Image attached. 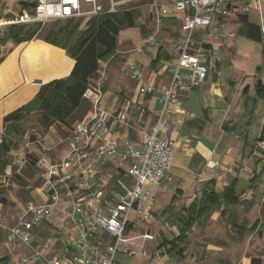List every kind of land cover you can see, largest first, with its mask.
Wrapping results in <instances>:
<instances>
[{
  "label": "built area",
  "instance_id": "2783aa9c",
  "mask_svg": "<svg viewBox=\"0 0 264 264\" xmlns=\"http://www.w3.org/2000/svg\"><path fill=\"white\" fill-rule=\"evenodd\" d=\"M143 1L31 0L14 18L0 19V29L117 14L133 10ZM254 3L260 9L264 33V0ZM251 4L252 0H173L170 5L150 6L156 30L145 36L141 47L128 53L122 67L123 75L134 85V94L114 99L109 111L102 107V100L108 65L114 56L97 61L96 76L82 95L90 110L73 124L63 156L47 165L43 185L36 190L38 200L23 206L8 229L9 241L15 247L10 264H114L119 252L129 258L148 256L142 246L135 249L127 245L135 239L153 241L147 225L155 196L173 181L174 143L163 135L169 117H178L181 124L188 117L179 109L176 93L206 81L219 55V46L211 41L213 29L223 28L225 19L238 6H242L240 14H246ZM167 6L180 14L183 42L176 46L178 56L173 66L166 61L157 72H147L137 56L144 47L158 46L156 35L161 19L168 16ZM166 72L169 82L159 86L157 79ZM157 93L162 107L151 111L155 122L150 132L133 136L146 114L139 99ZM139 222L145 224L140 225L143 233L125 237Z\"/></svg>",
  "mask_w": 264,
  "mask_h": 264
},
{
  "label": "crops",
  "instance_id": "0c3cea01",
  "mask_svg": "<svg viewBox=\"0 0 264 264\" xmlns=\"http://www.w3.org/2000/svg\"><path fill=\"white\" fill-rule=\"evenodd\" d=\"M252 5L253 8L250 6L246 12L245 25L239 22V15L243 14H239L234 23V13L240 12L242 7L238 6L236 11L225 19L223 28L213 29L214 37L211 41L219 46V55L217 61L210 66L206 81L198 87L181 88L176 93L179 109L185 111L188 117L181 124L178 117L171 116L166 124V133L163 137L174 143L171 173L172 184L174 183L175 186L170 193L167 192L168 185L156 194L155 209L159 212L157 217L173 197L186 202L185 206L194 199L200 198L209 182H213L215 191L219 193L232 180H236L238 191L239 185L248 181V176H252L247 182V188L255 191L258 173L263 164L261 150H264V146L257 141L263 122L261 118H258L255 124L252 121L258 112L261 113L264 104V101L256 95L258 82L262 84L260 79H256V72L261 69V65L259 62L255 66L247 64L248 68H255L254 72H245V68L237 63L236 45L229 42L238 37L247 38L261 47L264 58V33L260 27V9L256 3ZM9 14L11 13L0 14V19L14 18L11 14L13 17L7 19ZM171 18L178 23V18L172 16ZM43 26L41 36H44L43 32L49 30ZM178 31L182 34L179 26ZM41 36L18 45L11 40L4 44L0 43V135L3 133L5 116L32 101L41 85L66 79L72 71L75 61L66 50L45 42ZM176 58L175 56L169 58L171 66L175 64ZM226 69L229 73L227 77L222 78ZM166 73L167 81L161 80L163 84L160 82L159 86L168 84L170 74ZM139 103L146 108V114L144 121L137 126L138 132L133 135L135 137L150 132L155 122L151 111H159L162 107L158 93L140 98ZM240 111V114L248 116L244 122L245 126L250 127L252 124L258 126V134L252 140H248L246 134L244 137L239 136L230 127V121L236 120ZM247 172L250 174L248 175ZM159 219L158 224H151L149 221L153 236L157 235V230L164 233L166 229L176 234L175 228L164 224L163 218L159 217ZM203 224L204 222L193 227L189 234V242L193 230ZM158 240L156 239L157 243ZM7 248L8 245L0 233V264H4ZM146 258L143 264L148 263L149 255Z\"/></svg>",
  "mask_w": 264,
  "mask_h": 264
},
{
  "label": "rangeland",
  "instance_id": "374dc122",
  "mask_svg": "<svg viewBox=\"0 0 264 264\" xmlns=\"http://www.w3.org/2000/svg\"><path fill=\"white\" fill-rule=\"evenodd\" d=\"M20 1L24 0H0V14L9 12L15 16L21 9ZM172 1L144 0L142 3L134 6L133 10L138 12L137 24L134 28L121 30L118 37L117 51L115 53L120 58V61H114L108 65L107 82L104 87V98L102 100V107L105 110L109 111L112 109V102L115 98L132 97L133 85H131L130 81L122 73L124 59L129 55L128 53L130 51L143 45V40L146 35L152 34L156 30L154 10L150 6L153 4L170 5ZM253 3L254 0H252ZM252 4L251 8H253ZM103 9H106V5L103 6ZM167 10L168 16L161 19L162 26L157 31L158 46L152 48L144 47L142 53L137 56L139 63L147 72L153 71L150 67V62L156 58L159 46L163 49V55L165 54L169 56L168 58H172L178 56L176 46L182 45L183 42L182 34H179L178 31L179 25L175 19L171 18V16L179 18L180 14L176 13L172 6H167ZM11 14L6 18H12L13 16ZM239 14L240 12L234 13V23L238 19ZM92 17H85L73 21L80 20L79 31H81L84 29L86 22ZM65 23V21H52L44 24L43 27L51 29L55 25L54 28L58 29L64 27ZM7 31V28L0 30V34L2 35L0 37L2 42H0L2 44L10 40L7 37ZM229 42L236 45L238 51L237 63L245 68V72H254L255 67L253 69H251L252 67L248 68L247 64L255 66L259 62L261 69L256 72V79H260L264 86V58L261 47L249 41V39L242 37H238ZM228 73L229 70L226 69L222 74V78L227 77ZM167 79L168 74L164 73L162 78L157 79V82L160 83L161 80L164 82ZM240 113L241 111L238 112L236 120L233 119L232 122L230 121V127L239 136L244 137L246 134L247 139L252 140L258 134V126L254 125L257 119L261 118V121H264V104L261 113L258 112L252 119L254 124L250 127L244 124L248 116ZM39 118V114L31 112L22 124H20L17 129L18 148L8 154L13 169L11 166H8L5 174L0 177V233L4 238V242L8 245L4 264H10L14 260L15 247L9 241L8 229L14 224V218L23 206L38 200L35 198L36 190L43 185L44 171L49 163H55L63 156L65 141L69 136V129L65 127L53 125L45 129L41 125ZM74 122L70 123V127L73 126ZM261 144L264 146V143ZM261 152L263 164L258 173V180L254 187L255 191L253 192L251 190V192L247 188V182L252 178V176H248V181L240 184L238 188V193L242 195V199L247 205L245 207H238L236 210L238 224H241L243 219H245V226L249 229L252 223L259 221L260 226L257 230H247L242 235H237L227 223V219H221L219 217V211H217L210 219L204 221L203 226L193 230L186 256L182 260H168L162 256L161 251L157 250L156 239L158 240L160 236L172 237L173 233L169 232L168 229L164 233L157 230L154 241L142 242L140 239H135L129 242L127 246L131 247L133 245L135 249H139L142 246L150 257L147 264H251V260H258L260 264H264V150H261ZM27 153H31L38 158V164L31 171L27 169L25 163V155ZM61 153L62 156H60ZM247 174L249 175L250 173L247 172ZM124 182L126 183L127 180ZM174 186V183L169 184V190L167 192L170 193L174 189ZM248 203L249 205L251 203L249 207ZM186 204L183 200L178 199L174 204L175 211H179ZM158 213L154 204L150 218L151 224H158L160 222L159 217H157ZM139 223L141 224L138 225L137 223L133 231L128 235L125 233V237L134 238L142 234L143 230H141L140 225L145 224L142 222ZM151 224L147 226L150 228ZM194 257L197 258L194 259ZM146 260L147 258H141L139 256L129 258L119 252L116 255L114 264H143Z\"/></svg>",
  "mask_w": 264,
  "mask_h": 264
},
{
  "label": "trees",
  "instance_id": "16d2710c",
  "mask_svg": "<svg viewBox=\"0 0 264 264\" xmlns=\"http://www.w3.org/2000/svg\"><path fill=\"white\" fill-rule=\"evenodd\" d=\"M29 1H20L21 8H27L31 4ZM137 17L136 10L117 14L101 13L88 20L81 31H79L80 20L70 19L65 21L64 27L55 29L54 25L47 32H43L44 36L40 34L41 24L13 25L8 28L7 37L15 45L41 36L45 42L66 50L75 63L66 79L42 85L32 101L3 118V133L0 135V177L5 174L7 167L11 166L8 154L18 148L17 129L31 112L39 114V121L45 129L58 125L70 131L72 128L70 123L84 119L90 106L82 95L90 80L96 76L97 61L107 60L111 56H114L112 63L120 61V58L115 55L119 34L123 29L134 28ZM246 19V14L239 15L241 24L245 25ZM162 50L159 48L156 58L150 62V67L155 72L169 60L167 55L162 54ZM256 89L257 97L264 101V86L258 82ZM257 141L264 143V121ZM25 163L27 169L31 171L38 164V158L27 153ZM11 168L13 169L12 166ZM176 202V197H173L158 215L163 218L164 224L176 229V234H173L170 239L161 237L157 243V250L161 251L162 256L168 260L185 258L189 234L193 227L209 219L214 212L219 211V217L226 218L227 223L237 235H242L247 230H257L260 226V222L255 221L248 229L244 223L245 219L238 224L236 210L245 203L237 191L236 180H232L219 193L215 191L213 182L207 183L200 198L194 199L179 211L174 209ZM129 230L130 226L127 228V231ZM251 264H260V262L251 260Z\"/></svg>",
  "mask_w": 264,
  "mask_h": 264
},
{
  "label": "bare ground",
  "instance_id": "6f19581e",
  "mask_svg": "<svg viewBox=\"0 0 264 264\" xmlns=\"http://www.w3.org/2000/svg\"><path fill=\"white\" fill-rule=\"evenodd\" d=\"M29 57V56H28Z\"/></svg>",
  "mask_w": 264,
  "mask_h": 264
}]
</instances>
